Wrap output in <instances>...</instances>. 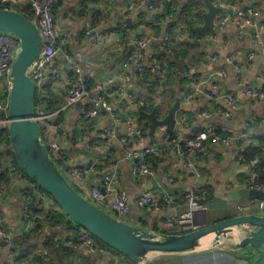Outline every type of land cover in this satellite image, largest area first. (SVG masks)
<instances>
[{
  "label": "crops",
  "instance_id": "1",
  "mask_svg": "<svg viewBox=\"0 0 264 264\" xmlns=\"http://www.w3.org/2000/svg\"><path fill=\"white\" fill-rule=\"evenodd\" d=\"M165 1L171 3L176 1V6L180 7L192 5L191 3H193L192 0H143L141 9L138 8L131 13H126L124 9L127 0H74L55 11L59 25L62 28L71 29L73 33L71 48L82 60V76L86 79H93L97 84L104 86V93L112 103L115 114L113 118L108 113L102 112L99 117L92 119V121H84L80 114L81 107L90 105L95 96L94 91H92L90 97L81 102L82 105L78 107L75 104L69 110L63 112L58 127L49 128L46 141L50 143L57 140L60 146L68 152L69 165L72 167L81 168L84 166L85 168L93 163L99 164L95 177L88 176L89 178L85 181L73 183L76 188L81 192H85V194H89L88 189L91 185H101L102 179L107 173H116L121 180V187L129 193L131 202L134 201L130 209L131 223L139 226L144 219L147 221L145 225L147 229L153 226L161 228L160 226L169 214L164 205H159L160 203L154 205L148 212L138 205V197L147 190L150 183H152L150 189L157 188L158 184L161 183L166 190L176 197L189 192L195 183L194 171L191 167L181 164L179 169L176 168L179 160L172 144H169L166 148L163 164L158 167L155 177L133 176V162L123 160V155L127 150H141L153 143H159L165 135V127L158 128L154 138L149 136V129H147L140 142L136 143L131 136V131L121 119L123 116L128 119L131 115L137 113L139 109L126 102L125 91L122 87L121 89L118 88L119 84H117L121 83V58L124 49H126L125 45L132 42L131 40L135 39L136 36L146 38L153 35L154 30L147 27L146 18L148 17L150 20V17L154 14L161 15L167 12L168 6H162ZM201 1L204 2V0ZM201 1L197 2V4L200 2V6ZM151 2L158 7L155 12H151L146 8ZM258 2L259 8H264V0ZM162 7H165L164 12L160 11ZM259 8L256 9L255 19L252 20L253 24L246 27L242 38L237 37L236 22L229 20L220 27L216 26L212 33H209L206 37L207 48L205 52L190 48L191 56L184 61V64L182 63V71L179 72V67L177 69L176 75L179 76L174 75L170 81L158 84L152 78L142 80V78L135 77L133 91L136 97L147 99L155 107L159 105L158 110L162 111V115L163 112H166L175 104L177 98L180 100L182 109L177 113V120L179 121L177 136L180 139H184L197 129L215 125L224 128L233 135L246 133L241 127L247 123L250 124L249 129L254 130V134L248 132L252 136L253 145L259 146L264 139V82L259 80V78L264 77V57L261 50L253 47L254 37L259 28L264 25V13ZM206 11V5L201 6V12L204 14ZM231 12V8L227 7L226 15ZM128 19L131 20V26L129 27L126 22ZM122 22H124V26L119 31L118 27ZM203 23L202 19L199 27ZM160 26L163 27V34L169 28V24L165 23V20L160 23ZM87 30H91V36L86 34ZM102 33H105L106 39L100 37ZM261 37L264 44V32L261 33ZM183 43L184 41L179 38L173 41L176 52H188L187 45L185 46ZM156 50L157 44H153L152 47L148 45L145 48L147 54L149 51ZM163 54H165L164 50ZM251 54H253L252 59L249 58ZM53 66L60 73L59 84L61 87L58 88L61 90L58 92V97L62 98L61 94L65 93L66 83L70 81V76L65 61L60 57L56 58ZM219 71H225L227 74L225 78L215 77L214 79V83L221 93L236 97L241 95L244 87H247L259 94L253 98H240L236 109L237 115H233L230 119L222 118L217 114L227 108L222 101L199 96L194 98L190 104H185L183 98V91L190 92L191 89L190 84H186L184 81L187 75L199 73L202 76H209ZM114 78H116L117 83H113L114 85L107 83L108 79ZM56 118L57 116L52 121H55ZM182 121H186L187 125L181 124ZM226 123L229 127H226ZM59 129L66 131L69 136L68 140L60 137L58 134ZM108 130L113 132L110 141L104 138ZM99 139H101V144L96 145L95 142ZM242 144L243 146L237 144L234 147L233 156L228 155L223 147L212 143H206L202 149L191 153L189 159L201 168L205 185L209 187L211 195L222 194L225 191H235L236 186L247 187V184L242 180V174L248 172L250 175L251 172L249 167H241L236 158L241 155L244 149V143ZM11 176H13L12 171ZM23 185V181L13 178V183L10 185L11 189L6 197L0 201V214L7 222L10 230L15 233L20 232L24 226L22 211ZM112 202L113 197L109 196L106 201V209H109ZM239 204L241 202L230 201L228 203L216 199L207 204V215L199 214L196 216V224L199 228H203L228 219ZM251 205L256 206L255 203ZM252 212L255 213V210H252ZM65 233L62 232V236ZM44 239L45 236L43 235L41 240L35 242L36 249L40 248V244ZM36 249H33V251ZM11 251L8 246L0 241V264L36 263L34 254L21 261V254L16 253L15 250ZM77 254L81 257V261L78 262L74 258V264H119L111 257H109L111 260L108 257L101 258L83 249L79 250ZM240 255L239 252L217 250L210 253L201 252L166 258L176 262L182 259L181 264H248ZM155 263L160 264L161 262L156 260ZM249 264H251L250 261Z\"/></svg>",
  "mask_w": 264,
  "mask_h": 264
},
{
  "label": "built area",
  "instance_id": "2",
  "mask_svg": "<svg viewBox=\"0 0 264 264\" xmlns=\"http://www.w3.org/2000/svg\"><path fill=\"white\" fill-rule=\"evenodd\" d=\"M72 0H0V7L5 6L8 8H17L26 10L28 16H32L30 19L39 29L40 34L43 39L44 47L42 55L38 62L30 69L29 75L37 86V93H41V97L47 98L46 90L44 89L45 84L49 83L50 79H58L60 73L54 68V63L56 58L60 57L65 61L68 71L75 74L76 81H69L66 83V91H68V96L66 99V104L62 108V111L69 110L72 106L79 102H83L88 99L91 92L94 91L95 96L92 99L90 105H84L81 107V114L84 120H90L99 117L102 112L108 113L114 118L115 110L112 103L105 98L103 95L104 86L98 84L91 91L87 84V79L82 76V60L79 59V55L75 54L71 48L70 39L72 38V31L68 28H62L59 25V21L55 16V5L58 2H63L62 6L66 3H70ZM131 4H128L127 10L132 11L133 9L142 8L140 4H137L138 0H130ZM136 7V8H135ZM223 9L231 8V6L221 5ZM153 9V6H150ZM233 10L232 15L220 14L215 19V28L222 26L229 20H233L237 24V37L242 38L245 33L247 26H251L252 20L255 19L252 9H247L246 12H242L241 9L236 7L231 8ZM23 14V13H22ZM29 19V18H28ZM218 23V24H217ZM264 32V25L259 28L258 33L254 37L253 47L254 49L261 50L264 57V44L261 37V33ZM86 34L91 36V30H87ZM103 38V36H100ZM104 39V38H103ZM102 39V40H103ZM169 39V38H168ZM156 38L146 39L137 41V47L140 49L138 52L134 48H129L126 50L127 56L122 63V77H120L121 83H123V89H125L126 102L133 106H143L144 102H137V98L133 93L134 81L131 77V73L134 71L140 74L147 72L152 73L157 78L164 80L166 78V70H169L165 64L153 57V53L150 54H139L141 50L155 41ZM165 41L166 38L160 39ZM171 39L169 41V44ZM173 44V43H172ZM171 47V45H169ZM20 42L19 40L8 33L0 32V133H8V129L11 123L9 117V101L10 92L12 88V71L15 59L19 52ZM250 59L253 58V54L249 56ZM67 71V72H68ZM72 71V72H71ZM215 77L225 78L227 74L225 71H219L215 74L209 76H197L192 78L190 83V92L183 94L185 104H190L193 102L194 98L199 96H205L208 99L222 101L226 104V110L218 112L217 114L225 119H230L239 104L240 98L257 97L259 94L255 90L244 87L241 95L231 96L227 93H221L218 87L214 83ZM114 79H108V84L117 83ZM260 81L264 82V77L259 78ZM57 81V80H56ZM53 81L50 83L52 88L61 87L59 83ZM37 95V94H36ZM58 112L45 114L44 112H37L36 120L41 126V130L49 126V123L54 117L58 116ZM187 125L186 121H182L181 124ZM126 127L131 131V136L134 138L136 143H139L143 137L142 131L137 125V120L131 116L125 121ZM248 125V124H247ZM224 130L220 126H209L203 129H197L193 131L192 134L180 139L177 136V131L173 133H167L158 143H153L146 148L129 151L124 153L123 160L133 162L132 174L136 177H155L157 170L150 165V158L154 156H164L166 153V148L169 146L170 141L175 139V153L178 157L179 163L176 168L179 169L181 164L188 165L194 171L195 183L189 192H186L183 196L176 197L172 195L163 184L159 183L157 188L153 190H147L138 197V205L141 208L151 207L154 202L158 200L165 201L166 210L169 214L160 229L165 230L168 234H186L192 232L197 228L196 216L199 214H204L207 212V205L205 203L206 199L210 196V192L204 182V176L201 170L198 168L196 163H193L189 157L191 153L196 150L202 149L204 143L211 140L213 144L219 145L226 150V153L230 156L234 155V147L240 142L245 141V145H252V136L246 132L241 134H236L230 136L226 139H222L217 135V131ZM113 132L108 130L105 134V140H112ZM97 140L96 143H100ZM46 145L49 151L53 154V160L58 163H63V149L57 140L48 143ZM50 153V154H51ZM242 160L241 155L236 157ZM149 160V161H148ZM65 165V164H64ZM86 173H83L78 168H73L70 165L63 167L62 173L73 183H78L87 180L94 174V169L92 167L86 169ZM13 178L15 180H21L24 182L22 189L27 187V183L23 176L20 175L15 167H11ZM258 170H254L251 174V180L256 181V173ZM90 181V179H89ZM102 187L105 193L101 191ZM248 187V186H247ZM249 188H255L264 190V186L256 185L250 186ZM26 191V189H25ZM89 194L87 196L92 202H94L99 207L109 214L113 215L118 220L131 223V198L129 193L121 187V180L116 173L109 174L105 176L101 185H91L88 189ZM8 192L5 189H0V201L6 197ZM27 193L23 192L22 211L24 226L20 232L15 233L10 230L7 222L4 220L0 214V241H2L6 246L10 247L13 245L16 239L24 234L25 232H30L33 229V222H31V207L29 203H25ZM109 196L113 197V202L110 204L108 211L105 209L107 207L106 201ZM54 199L49 195L39 197L38 204L36 206L37 210H45L49 206H52ZM256 205V204H255ZM257 206V205H256ZM61 209V208H60ZM237 211H242L243 207L238 206ZM48 225V222H46ZM140 226V225H139ZM35 232H39L35 231ZM49 239L50 232L46 235ZM52 237V236H50ZM69 250H87L93 255H97L101 258L111 257L114 261H118L119 264H133L127 258L124 261H120L117 255H112L109 248L101 247L93 238L92 235L82 229L81 233L78 235V239H69L67 241ZM116 253V252H115ZM43 258L48 256V252L43 253ZM81 257H77V261L80 262Z\"/></svg>",
  "mask_w": 264,
  "mask_h": 264
},
{
  "label": "water",
  "instance_id": "3",
  "mask_svg": "<svg viewBox=\"0 0 264 264\" xmlns=\"http://www.w3.org/2000/svg\"><path fill=\"white\" fill-rule=\"evenodd\" d=\"M168 3L165 1L164 6H168ZM205 5L207 11L203 14L204 23L198 27V31L212 33L216 17L226 14L227 9L218 7L209 0H205ZM164 9L165 7H162L160 11L164 12ZM241 11L246 12V5L241 7ZM126 22L128 27L131 26V20L128 19ZM0 32L11 34L20 42L11 76L9 101L11 123L8 129L11 150L24 175L34 186L50 195L70 221L133 264H154L155 257H150L154 254L170 257L201 253L206 244H211V241L219 244L228 236L236 240L232 242L235 245L230 252L241 253L240 256L248 264L249 260L253 261L251 264H264V190L236 186L235 191L210 195L205 201L206 204L216 199L228 203L238 201L243 205V210H235L228 219L186 234L156 232L122 222L92 202L88 196L80 193L51 157L42 137L41 126L36 120L34 101L37 86L29 72L42 55L44 43L40 31L22 13L0 9ZM182 67L180 64L179 72L182 71ZM82 104L79 102L77 106ZM158 109L159 105L149 114L147 121L149 136L152 138L160 127H165L164 134L177 131L179 124L177 113L182 107L177 98L175 104L163 112V115ZM233 115H237V112ZM121 120L125 123L126 118L123 116ZM225 125L229 127L227 123ZM241 128L254 134V130L249 129L247 124ZM263 159L264 157L261 158ZM151 187L152 183L148 185L147 190ZM101 191L105 193L103 187ZM133 202L132 200L131 205ZM252 203L257 206H252ZM241 204L238 206H242ZM252 210H255V213ZM208 238H211L210 242Z\"/></svg>",
  "mask_w": 264,
  "mask_h": 264
},
{
  "label": "trees",
  "instance_id": "4",
  "mask_svg": "<svg viewBox=\"0 0 264 264\" xmlns=\"http://www.w3.org/2000/svg\"><path fill=\"white\" fill-rule=\"evenodd\" d=\"M198 1H201V0H192L193 2L191 3L192 5H185L183 7L176 6V1L175 2L173 1L172 3L168 1L170 4L168 5V7L166 6L167 12L161 15L154 14L153 16L150 17V20L148 17L146 18V22L148 23L147 27H150L151 29L154 30L153 35H151V37H146V38H141V37L136 36L135 39L131 40L132 42L128 43V45L126 44L125 45L126 49H124V53H122L121 66L124 60L126 59L127 49L134 48V50L138 52V50L140 49L137 47V41L146 40V39L150 40L155 37L156 40L149 43V45H151L152 47L153 44H157V50L149 51L148 54L153 53V57L161 61L162 64H165L169 70H166V78L164 80L157 78L155 75H153L150 72L140 74L134 71L133 73H131V77L133 78V81L135 80V77L142 78V80H147L149 78H152L155 81H157V84L161 82H165V81H170V79L174 75H176L179 65L182 63L184 64V61L187 60V58L191 56L190 48L199 49L202 52L206 51V48H207L206 37H208L209 33H201L198 31L199 23H201L203 19V13L201 12V6H205V0L204 2L201 1V6L199 4L200 2L197 4ZM209 1L218 7H220L221 5H227V6H231V8L236 7L238 9H241V7L246 5L247 9H252L254 13L257 11L256 9L259 8L258 6L259 0H209ZM131 2L132 1L127 0L125 4L124 10L126 13H131L135 10V9H133L132 11L127 10L128 4L130 5ZM62 4L63 2H58L55 5L56 6L55 10L61 8ZM137 4H140L141 7H143V0H138ZM163 5L164 4H162V6ZM150 6H153L152 10L150 9ZM146 8L150 10L151 12H155L158 9V7L155 6L154 3L152 2L149 3ZM0 9L17 11L19 13H23V15L29 18L28 14L26 13V10L23 11L22 9H17V8L11 9L5 6L0 7ZM259 9L261 10V12L264 13V8H259ZM231 11L232 12L230 13V15H232L233 17V14H232L233 10L231 9ZM164 20H165V23L169 24V28L163 34L162 32L163 27L160 26V23ZM123 26H124V22H122L119 25L118 30L121 31L123 29ZM102 36L103 38H105V33H102ZM163 38L164 39L166 38V40L161 41L160 39H163ZM176 38H179L184 41L183 45L185 46L187 45L188 52L190 51L189 53L187 51L186 52L185 51H178V52L175 51V45L172 43ZM170 39H171V42H170L171 44H169ZM70 44L72 46V38L70 39ZM169 45H171V47ZM183 49H184V46H183ZM163 50L165 53L164 55H163ZM143 51L144 53H141L140 51L139 54H147L145 50ZM186 71L188 72V70ZM68 75L70 76L68 77L71 81H76L75 74L70 73V71H68ZM200 75L201 74L199 73L194 74V75H187L184 81L186 84L187 83L190 84L192 81L191 80L192 78L200 76ZM176 76H179V75H176ZM53 81H56L57 83H59L60 78L55 79V80L50 79L49 83L45 84L44 89L46 90V93H47L46 99L45 98L43 99L41 97V93H37L35 97V101H34L35 114L37 112L38 113L44 112L45 114H51V113H56V112L59 113L55 121L50 122L48 127L42 129V137H43L45 144H46V136H47V133L49 132V128L58 127L60 118L63 116V112H64L62 111V108L65 106L66 99L68 96V91H65L66 95L65 93L61 94L62 98H59L58 92L61 89L52 88L50 83H52ZM87 84L91 91L96 87V85H98L97 82L93 79H87ZM117 84H119L118 88L120 89L121 87L123 88V85H122L123 83H117ZM263 91H264V88H263ZM133 93L136 96L134 91ZM183 93L184 94L189 93V91L184 90ZM103 95L105 96V98L108 99L104 91H103ZM136 98H137V102L143 101L144 105L136 106L139 110L137 111V113L131 116H133L137 120V125L143 133L142 136H144L146 130L148 129L147 121H149V114L153 111L155 105L149 103V101L145 98H138V97ZM81 117H82V114H81ZM84 121H92V119L84 120ZM247 124H248L247 126L249 127L250 124L249 123ZM59 130L60 131H58V134L60 135V137L66 140L69 137L66 131L62 129H59ZM245 132H248V130H246ZM217 135L221 137L222 139H226L230 136H233V134L229 133L226 130L217 131ZM99 140L101 141V139ZM174 140L175 139L173 138V140H171L170 143L172 144V147H174L175 149ZM206 143H212V141L209 140ZM206 143H204L203 147L205 146ZM242 143H244V149L241 152L242 160L239 161V159L237 158V161L242 167H249V171L251 172L250 175L248 174V172L245 174H242V177H243L242 180H244V182L247 184L248 187L256 186V185L264 186V159L261 160V158L264 157V139L261 141L259 146H255L253 144L250 146L249 145L247 146L245 145V141L243 140L240 141L238 144L243 146ZM95 144L100 145L101 142L98 144L95 142ZM62 149H63L62 151L63 152V159H62L63 163L56 162L61 171L63 170V167H66L69 165V160H70L68 152L64 150V148ZM51 156L54 157L52 153H51ZM149 160L148 161L150 162V165L154 167L156 170H158V167L163 164V156H160V157L154 156V157H151ZM98 165L99 164L93 163V164L88 165L85 168L83 166L78 169H80L83 173H86L87 171L86 169L92 167V169H94L95 172L91 176L95 177L97 170L99 168ZM11 167H15L18 173L23 176L24 180L27 183V187L24 188V190L22 189V197H23V192H26L27 196L25 199V203H29L31 207V214H32L31 222H33L32 223L33 229L30 232H25L24 234H22L19 237V239H16L13 245L10 246L9 248L12 251L15 250L16 253L21 254V257H20L21 261H24L26 258H29V256H32L34 254V260H36L35 264H74L73 259L75 258L76 260V258L79 257V255L77 254L79 250L77 251L69 250L68 248L69 243H67V241H69V239L71 238L78 239V235L79 233H81V230L83 228L76 225L72 221H70L69 218L64 214V212L60 209V207L57 205V203L54 200H53L54 201L53 205L49 206L47 209L45 210L36 209L39 197L45 196V195L49 196V195L46 194L41 189H39L38 187L34 186V184L24 175L22 170L18 167V164L16 163V160H15L14 153L11 150L8 133L6 134L0 133V189H5L7 192H9V190L11 189L10 185L13 183V176H11ZM73 168H76V167H73ZM100 169H102V167H100ZM199 169L201 170V168ZM254 170H258V172L256 173V179H257L256 181L251 180V174ZM107 175L109 174L107 173L105 176ZM105 176L103 177L102 181L104 180ZM71 183L73 184V182ZM207 189L210 192L208 186H207ZM77 190L80 193L87 195L85 194V192H81L78 188ZM209 194L211 195V192ZM23 203H24V200H23ZM158 203H160L159 205L161 204L164 205V208H166L165 201L161 199V200L154 202L151 207H145L143 210L148 212L154 205ZM46 222H48V225H46ZM146 224H147V221L143 219L142 224L140 226L145 228ZM148 229L154 230L156 232L167 233L165 230L160 229L159 226H153ZM38 230L39 232H35ZM47 232H50V236H52V237L49 236V239L46 236ZM62 232H66L64 236H62ZM43 235L45 236V239L42 240L40 244V248L39 249L37 248L38 249L37 250L35 247V244H36L35 242L41 240ZM92 238L101 247L109 248L99 239H95L94 236ZM33 249H36V250L33 251ZM44 252H48V256H45L43 258L42 255ZM25 264H28V263H25Z\"/></svg>",
  "mask_w": 264,
  "mask_h": 264
},
{
  "label": "rangeland",
  "instance_id": "5",
  "mask_svg": "<svg viewBox=\"0 0 264 264\" xmlns=\"http://www.w3.org/2000/svg\"><path fill=\"white\" fill-rule=\"evenodd\" d=\"M29 18L30 19H33L32 16H29ZM106 210L108 211V209H106ZM205 214L206 215L208 214V206H207V212ZM197 228H199V226H197ZM238 232L240 233L241 231H238ZM92 237H93V235H92ZM94 238L97 239L95 236H94ZM233 241H236V240L234 238H232L231 236L224 237V239L219 244H217L214 241L213 242L211 241V244L208 243V244H206L204 246L205 249H203V253H210V252L217 251V250L218 251H221V250H223V251H230L231 249L233 250L234 249V245H235V244L232 243ZM110 252L112 253V255H117V253L113 252V250L110 251ZM117 257L120 259V261L126 260L125 257H123L121 255H118ZM150 257H155L154 260H160V262H161L160 264H181L182 263V261H181L182 259L181 258H180L181 260H178L176 262V261H173V260H170V259L167 260V258L165 256H161L159 254H154V255H151ZM249 261H250V263L253 262L251 260H249ZM188 262H192V261H188ZM188 262H186V263H188Z\"/></svg>",
  "mask_w": 264,
  "mask_h": 264
},
{
  "label": "bare ground",
  "instance_id": "6",
  "mask_svg": "<svg viewBox=\"0 0 264 264\" xmlns=\"http://www.w3.org/2000/svg\"><path fill=\"white\" fill-rule=\"evenodd\" d=\"M204 214H205V213H204ZM209 239H210V240H209ZM207 240L210 242V241H211V238H208ZM208 241L205 240V242H208Z\"/></svg>",
  "mask_w": 264,
  "mask_h": 264
}]
</instances>
